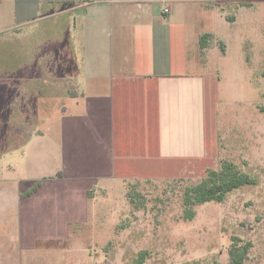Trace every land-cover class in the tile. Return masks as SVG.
<instances>
[{"label":"crops","instance_id":"obj_1","mask_svg":"<svg viewBox=\"0 0 264 264\" xmlns=\"http://www.w3.org/2000/svg\"><path fill=\"white\" fill-rule=\"evenodd\" d=\"M73 1L0 0V33L31 25L36 36L11 42L17 56L0 59V148L11 146L0 158L19 150L25 164L48 143L42 123L54 120L59 132L37 175L0 194L18 204L23 228L47 227L62 240L67 228L89 220L103 183L178 178L218 155L220 77L207 68L219 38L213 31L188 37L171 5L191 3L200 16L238 22L204 0H167L160 8L136 0L78 8ZM204 34L213 40L201 50Z\"/></svg>","mask_w":264,"mask_h":264},{"label":"rangeland","instance_id":"obj_2","mask_svg":"<svg viewBox=\"0 0 264 264\" xmlns=\"http://www.w3.org/2000/svg\"><path fill=\"white\" fill-rule=\"evenodd\" d=\"M90 1L105 8L117 0H75L70 5L81 8ZM136 1L165 6L156 0ZM190 4L175 8L170 4L175 25L188 28V37L213 31L219 38L207 68L219 70L220 77L218 155L190 164V170L178 178L103 183L90 204L89 220L67 228L64 240L54 238L47 227L23 228L18 204L0 194V264H132L141 251L148 252L145 264H228L235 237L253 244L244 264H264V0H204L208 8L224 12L227 20L238 19L235 26L220 16H200ZM30 26L19 33H0V59L15 52L17 56L19 48L11 42L35 40ZM38 38L47 45L45 35ZM190 49V56L197 57ZM40 126L44 131L49 126L48 143L25 164L18 163L24 153L19 150L1 156L0 192L13 190L15 180L35 177L45 166L49 140H56L59 132L54 120ZM222 160L235 163L258 183L234 191L223 203L196 207L195 219L186 221L185 189L203 179L208 169L218 168ZM54 161L49 162L53 165ZM36 183L24 186L29 185V190ZM130 191L143 207L136 209L130 203Z\"/></svg>","mask_w":264,"mask_h":264},{"label":"trees","instance_id":"obj_3","mask_svg":"<svg viewBox=\"0 0 264 264\" xmlns=\"http://www.w3.org/2000/svg\"><path fill=\"white\" fill-rule=\"evenodd\" d=\"M229 22H231V20ZM212 40V34L202 35L199 39L200 49L204 50L209 48ZM221 50L225 52L224 44L221 46ZM257 183V178L243 172L235 163L222 160L218 168L208 169L203 179L185 189L183 197V218L186 221H192L197 215L196 207L210 202L223 203L234 191L245 186L256 185ZM40 187L41 182H37L34 187L27 192L26 196L33 195ZM128 197L130 203L136 209L143 207V203L136 200L133 192L130 191ZM252 246L253 244L251 242H244L241 238L235 237L229 250L228 264H244L248 259ZM147 259L148 252L141 251L133 260L132 264H145ZM214 264L220 263L215 262Z\"/></svg>","mask_w":264,"mask_h":264},{"label":"built area","instance_id":"obj_4","mask_svg":"<svg viewBox=\"0 0 264 264\" xmlns=\"http://www.w3.org/2000/svg\"><path fill=\"white\" fill-rule=\"evenodd\" d=\"M156 1L158 3H160V4H162V5H165L167 3V0H156ZM145 4H147V3H145ZM163 12H164V14H168L169 13V8L164 7Z\"/></svg>","mask_w":264,"mask_h":264}]
</instances>
